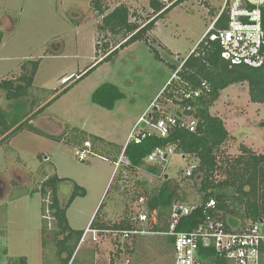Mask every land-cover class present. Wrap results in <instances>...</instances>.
<instances>
[{"label":"rangeland","instance_id":"1","mask_svg":"<svg viewBox=\"0 0 264 264\" xmlns=\"http://www.w3.org/2000/svg\"><path fill=\"white\" fill-rule=\"evenodd\" d=\"M93 1L0 0V81L18 77L24 63L39 61L23 103L12 108L14 101L0 90V106L28 118L70 86L37 116L28 118L29 125L42 133L24 128L13 138L0 134V264L19 257H26L27 264H58L55 246L51 241L44 245L42 232L43 197L37 187L46 173L56 171L64 179L59 185L63 203L76 185L85 189L86 194L77 196L67 212L70 225L79 229H86L100 208V215L104 210L119 211L122 221H129L139 209L148 213L147 202L140 197L157 188L164 175L181 185L190 184L188 202L200 197L185 176L197 163L193 155L184 157L174 150L166 161L147 162L162 169L160 174L145 167L116 168V161L150 102L173 111V104L156 101L173 75L172 66L181 65L195 48L226 0H184L159 18L148 42L139 40L95 68V60L104 55L102 45L108 41L114 48L120 38L98 28L103 17ZM100 1L105 14L124 4L137 15L132 20L142 22L154 16L152 0ZM97 44L102 48L98 54ZM64 78L72 79L65 83ZM104 83L117 85L125 94L113 108L93 101L94 92ZM210 111L223 119L229 131L225 155L235 158L243 146L264 153V127L260 126L264 103L250 99L247 82L222 90ZM86 140L90 146L84 145ZM83 150H89L85 160L80 159ZM126 202L129 208L124 211ZM166 222L165 218L160 221ZM99 236L94 242L99 250L97 264H173L170 236L133 238L110 233L103 242ZM80 249L75 254L79 258L85 252Z\"/></svg>","mask_w":264,"mask_h":264},{"label":"trees","instance_id":"2","mask_svg":"<svg viewBox=\"0 0 264 264\" xmlns=\"http://www.w3.org/2000/svg\"><path fill=\"white\" fill-rule=\"evenodd\" d=\"M183 1L169 0L170 3L167 5L159 0H152L154 16H150L142 22L131 19L132 16L137 15L131 13L127 5L120 4L105 14L107 9L101 5V1H93L94 6L103 17L98 28L120 38L114 48H110L108 41L102 45L104 55L101 59L95 60L94 68L139 40L148 42L149 32L154 29L159 18ZM262 15L264 27V6ZM227 17L226 14L221 17L217 23L218 27L227 26ZM96 47L98 54L102 48L99 47V44ZM202 51L205 52V55H201ZM155 53L159 56L156 49ZM38 66L39 61H33L32 64L26 62L22 65L23 71L18 77L0 81V90L5 93V98L14 101L10 104L12 108L17 104H22V98L30 94ZM172 67L173 75L176 73V76L172 75L157 101L169 102L174 105V109L169 111L163 106H156L152 113L153 119L156 121L167 115L176 116L182 106L192 105L194 108L192 114L194 113L198 118L197 129L191 132L178 125L167 137L154 135L141 144L129 143L125 147L124 154L131 163L130 167L132 169L145 167L151 173L160 174L162 169L158 166L148 165L146 158L156 147L168 145H174L175 150L183 153L184 157L193 155L196 158L198 166L189 179L193 188L200 194V197L193 202L201 203L202 206L190 215L180 217L175 226V230L178 232L193 230L208 214L222 218L230 230L237 227V224L239 228H244L249 223L264 219V153H257L250 147L243 146L241 155L235 158L225 155L224 145L230 137L229 131L223 119L213 115L210 111L211 106L219 99L222 90L240 82L248 83L250 99L253 102L264 103V65L257 68L246 65L231 66L221 57V50L217 44L213 43L212 46H209L202 42L195 52L183 60L181 65ZM203 81H207L209 84L208 92L205 91L202 96L196 99L185 97L187 93L200 87ZM69 89L70 86H67L28 118L37 116L46 106L60 98ZM123 97L125 94L117 85L104 83L94 92L93 101L102 107L113 108L115 103ZM19 114L9 112L0 106V134L4 138H13L24 128L42 133L40 129L29 125L28 118H25L26 115ZM260 126L264 127V121L260 123ZM85 143L90 142L86 140L84 145ZM91 145V148L94 149V143ZM219 175L223 178L216 179ZM63 180L56 173L49 172L44 175L37 187L43 197L44 245L46 246L48 241L54 244L58 264H94L93 252L88 256L91 259L83 262L78 253L75 256L85 230L73 228L67 216L68 209L74 199L79 195H85L86 191L80 185H76L68 201L63 203L59 197V185ZM189 187L190 184L181 185L180 181L175 178L164 175L163 182L157 188L149 191L147 196H141L146 198L150 216L149 228L152 231L166 232L170 230L175 206L190 203L188 202ZM47 197L50 199L48 207L52 217L51 223L44 217L47 209ZM211 199L216 202L215 208H207ZM98 215L99 211L91 223V227L94 229L114 231L122 228H134L131 219L123 220L119 224H107ZM162 218L167 219V222L161 224ZM137 237L140 235H133V238ZM170 237L167 243L169 249L171 247L173 250L174 239L172 236ZM203 253L208 256L213 255L211 249L205 250ZM210 262V264H231L227 259L221 257H213ZM8 264H27V260L26 257H19ZM261 264H264V247Z\"/></svg>","mask_w":264,"mask_h":264},{"label":"built area","instance_id":"3","mask_svg":"<svg viewBox=\"0 0 264 264\" xmlns=\"http://www.w3.org/2000/svg\"><path fill=\"white\" fill-rule=\"evenodd\" d=\"M243 1L246 6L243 8ZM163 3H168L169 0H161ZM170 3V2H169ZM168 5V4H167ZM264 0H226L219 14L212 20L206 33L189 53V57L200 43L212 46L217 44L221 50V57L225 59L231 66L246 65L250 67H261L264 65V27L262 7ZM227 15L228 23L226 27H218L217 23L223 15ZM201 55H205L202 51ZM176 76V73L173 77ZM72 78H64L63 82H68ZM164 90V89H163ZM209 91V84L203 81L195 90L190 91L185 95L186 98H198L203 93ZM159 98V97H158ZM158 100V99H157ZM156 100V101H157ZM153 102L147 111L140 117L131 133L129 134L125 147L133 142L141 144L147 138L158 135L167 137L172 129L176 126L186 128L191 132L197 129L198 118L192 114L194 109L192 105L182 106L178 110V115H167L160 117L154 121L152 113L154 112ZM156 107V106H155ZM143 123L146 126L143 127ZM90 146V143H89ZM124 147V150H125ZM123 156L116 161V168L131 165L129 159ZM175 150L174 145L165 147H156L146 158V162L156 160L166 161L169 153ZM87 151V152H86ZM83 150L80 153V159H87L89 150ZM95 154L93 152H90ZM198 163L191 165L185 173V176L191 177ZM138 169L140 167H137ZM141 201L146 198L141 197ZM47 209L44 217L51 223L52 217L48 204L49 197L46 198ZM201 203L192 202L183 205H176L174 208L173 222L169 231L155 232L146 227L150 218L146 210L139 209L131 216V223L134 228H122L114 231L94 229L90 226L84 232L82 241L89 235L96 236L101 233H112L115 236L129 237L133 235H150L161 234L169 235L174 239L173 242V264H210L213 257H221L227 259L231 264H261L262 250L264 247V219L254 223H249L246 227L239 228L238 224L233 230L227 228L226 223L219 216L213 217L207 215L205 219L191 231L175 230L180 217L188 216L193 211H197L201 207ZM216 202L211 199L207 208H215ZM180 208L181 213L177 214L176 209ZM211 249L213 255H205L203 251Z\"/></svg>","mask_w":264,"mask_h":264},{"label":"crops","instance_id":"4","mask_svg":"<svg viewBox=\"0 0 264 264\" xmlns=\"http://www.w3.org/2000/svg\"><path fill=\"white\" fill-rule=\"evenodd\" d=\"M172 77V76H171ZM171 79V78H170ZM169 79V80H170ZM167 82H169V81H167ZM166 86V85H165ZM164 86V87H165ZM164 87H163V89H164ZM153 103V101L152 102H150V104H149V106L151 105ZM138 122V121H137ZM225 126H226V124H225ZM227 128V127H226ZM228 130V129H227ZM127 143V142H126ZM126 145V144H125ZM125 145H124V147H125ZM124 147H123V150H124ZM123 150H122V152H123ZM54 173H56L57 175H58V173L55 171ZM59 176V175H58ZM169 176V175H168ZM60 177V176H59ZM123 199V198H122ZM124 201V200H123ZM128 208H129V206H128V202H126V207H125V209H124V211H127L128 210ZM102 209L100 208V210H99V218L100 219H102L103 221H106L107 222V224H113V223H117V224H119L122 220V216H123V214H118V212L119 211H113V212H109L108 210H104L103 211V214H101L100 215V211H101ZM96 211V210H95ZM94 213H96V212H93V215L91 216V218H90V220H89V226L91 225V223H92V221H93V219H94V217L96 216V214H94ZM119 215V216H118ZM116 217V218H115ZM131 218V217H130ZM69 220V219H68ZM124 220V219H123ZM130 220V219H129ZM70 223V222H69ZM88 225H87V227H88ZM149 225H150V221H149ZM73 227V226H72ZM73 228H75V227H73ZM149 228V227H148ZM75 229H79V228H75ZM87 229V228H86ZM86 229H81V230H86ZM108 234L109 233H101L100 234V239L99 240H101L102 238H108ZM110 236V235H109ZM113 236H115L114 234H113ZM141 236H145V235H140V237ZM97 240V239H96ZM98 240V241H99ZM102 242L103 241H105V240H101ZM94 242H96L94 239H93V236L92 235H89L88 237H86L85 238V240L84 241H81V243H80V245H79V248H81L83 251H85V252H83L82 253V256H80V260L83 262L84 260H87V259H91V257H88L90 254H92L91 252H93V254H94V264H97V258H98V256H99V250H98V245H96V243H94ZM105 244V246H107V242H105L104 243ZM80 249V250H81ZM93 250V251H92ZM172 252H173V250H172ZM172 255H173V253H172Z\"/></svg>","mask_w":264,"mask_h":264},{"label":"water","instance_id":"5","mask_svg":"<svg viewBox=\"0 0 264 264\" xmlns=\"http://www.w3.org/2000/svg\"><path fill=\"white\" fill-rule=\"evenodd\" d=\"M245 6H246V3L243 1V3H242V7L244 8ZM142 126L145 127V126H146V123H143ZM166 177H169V176L166 175ZM176 213H177V214H180V213H181V209H180V208H177V209H176Z\"/></svg>","mask_w":264,"mask_h":264}]
</instances>
